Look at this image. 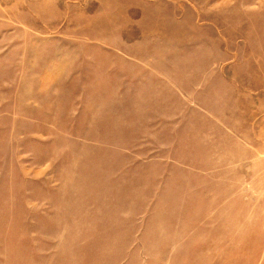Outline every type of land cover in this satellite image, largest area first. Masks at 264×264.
<instances>
[{
  "label": "rangeland",
  "instance_id": "1",
  "mask_svg": "<svg viewBox=\"0 0 264 264\" xmlns=\"http://www.w3.org/2000/svg\"><path fill=\"white\" fill-rule=\"evenodd\" d=\"M0 264H264V0H0Z\"/></svg>",
  "mask_w": 264,
  "mask_h": 264
}]
</instances>
